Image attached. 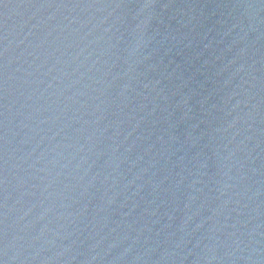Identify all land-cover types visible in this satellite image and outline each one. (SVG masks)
<instances>
[{"label": "water", "instance_id": "obj_1", "mask_svg": "<svg viewBox=\"0 0 264 264\" xmlns=\"http://www.w3.org/2000/svg\"><path fill=\"white\" fill-rule=\"evenodd\" d=\"M0 249L264 264V0H0Z\"/></svg>", "mask_w": 264, "mask_h": 264}]
</instances>
